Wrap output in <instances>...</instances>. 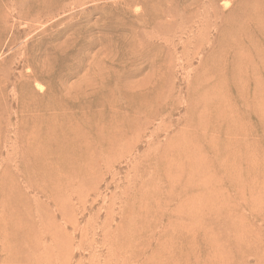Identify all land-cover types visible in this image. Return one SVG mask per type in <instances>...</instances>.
<instances>
[{
	"label": "rangeland",
	"instance_id": "rangeland-1",
	"mask_svg": "<svg viewBox=\"0 0 264 264\" xmlns=\"http://www.w3.org/2000/svg\"><path fill=\"white\" fill-rule=\"evenodd\" d=\"M0 264H264V0H0Z\"/></svg>",
	"mask_w": 264,
	"mask_h": 264
}]
</instances>
